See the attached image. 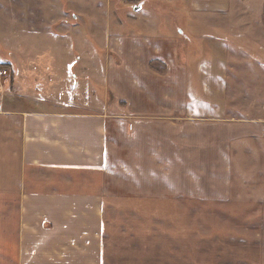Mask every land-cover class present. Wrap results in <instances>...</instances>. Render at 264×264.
Listing matches in <instances>:
<instances>
[{
  "label": "crops",
  "instance_id": "obj_1",
  "mask_svg": "<svg viewBox=\"0 0 264 264\" xmlns=\"http://www.w3.org/2000/svg\"><path fill=\"white\" fill-rule=\"evenodd\" d=\"M111 1L36 14L43 42L63 37L58 52L20 29L0 57V240H15L0 264H101L104 213L225 201L236 152L240 211L264 212V63L242 40L262 53L264 10Z\"/></svg>",
  "mask_w": 264,
  "mask_h": 264
},
{
  "label": "rangeland",
  "instance_id": "obj_2",
  "mask_svg": "<svg viewBox=\"0 0 264 264\" xmlns=\"http://www.w3.org/2000/svg\"><path fill=\"white\" fill-rule=\"evenodd\" d=\"M79 1L82 6L85 4L84 11L80 10L82 13H92L95 8L99 10L92 3L93 0ZM121 1L131 3L134 0ZM243 2L245 5H252L253 9L257 7L255 11L257 13L261 12V8L264 10V0H243ZM110 7H114L112 1ZM119 7L121 9V6ZM71 11L67 7L66 0H0V57H4L5 53L14 54V31L20 29H26L29 34L36 35L39 46L44 43V47L47 45V50L57 53L62 46L63 37H55L53 40L49 38V44L43 42L41 27L34 29L32 19L36 14L47 15ZM246 23L247 28L250 29V27L254 28L255 23L260 25L261 22L254 23L252 20ZM38 35L41 38L38 39ZM21 39H25L24 36ZM220 39L219 45L224 41ZM242 40L245 41L248 49H252L247 53L245 60L250 62L262 60L264 63V49L262 53L253 52L254 38L246 37ZM260 40L264 47V36ZM96 49L99 50V47L96 46ZM232 53L235 52L232 50ZM233 87L235 86H230L231 89ZM96 92L100 94V85ZM248 97H253V94L248 93ZM260 98L264 105L262 92ZM254 102L253 97L248 103L254 104ZM235 103L238 106L239 102ZM231 174L234 187L230 198L225 201L183 198L177 203L174 201L146 203L151 204L149 206L152 210L146 218H143L142 213H136L132 217L131 214L127 215L117 210L104 213L105 228H107L101 264H264V212L240 211L241 202L237 194L239 181L237 152L235 158H232ZM14 241L0 240V251L4 247L2 244L5 242L13 244Z\"/></svg>",
  "mask_w": 264,
  "mask_h": 264
},
{
  "label": "built area",
  "instance_id": "obj_3",
  "mask_svg": "<svg viewBox=\"0 0 264 264\" xmlns=\"http://www.w3.org/2000/svg\"><path fill=\"white\" fill-rule=\"evenodd\" d=\"M8 67L6 65L0 64V77L6 76L8 74Z\"/></svg>",
  "mask_w": 264,
  "mask_h": 264
},
{
  "label": "trees",
  "instance_id": "obj_4",
  "mask_svg": "<svg viewBox=\"0 0 264 264\" xmlns=\"http://www.w3.org/2000/svg\"><path fill=\"white\" fill-rule=\"evenodd\" d=\"M0 64H3V65L6 64L7 65V63H0Z\"/></svg>",
  "mask_w": 264,
  "mask_h": 264
}]
</instances>
